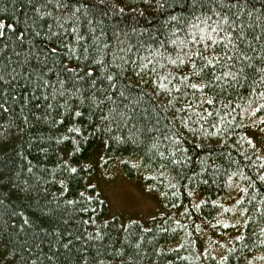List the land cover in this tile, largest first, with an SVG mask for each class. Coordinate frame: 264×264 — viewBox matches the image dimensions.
I'll return each mask as SVG.
<instances>
[{
	"label": "trees",
	"instance_id": "obj_1",
	"mask_svg": "<svg viewBox=\"0 0 264 264\" xmlns=\"http://www.w3.org/2000/svg\"><path fill=\"white\" fill-rule=\"evenodd\" d=\"M182 2L0 0V264H264V0ZM113 163L152 218L112 210Z\"/></svg>",
	"mask_w": 264,
	"mask_h": 264
},
{
	"label": "rangeland",
	"instance_id": "obj_2",
	"mask_svg": "<svg viewBox=\"0 0 264 264\" xmlns=\"http://www.w3.org/2000/svg\"><path fill=\"white\" fill-rule=\"evenodd\" d=\"M99 177L101 189L114 212L123 217L138 216L144 220L155 215L157 201L144 193L137 182L125 179L116 164L110 165Z\"/></svg>",
	"mask_w": 264,
	"mask_h": 264
},
{
	"label": "snow or ice",
	"instance_id": "obj_3",
	"mask_svg": "<svg viewBox=\"0 0 264 264\" xmlns=\"http://www.w3.org/2000/svg\"><path fill=\"white\" fill-rule=\"evenodd\" d=\"M101 2H103V0H101ZM202 2H203V0H186V2H182L181 3V6L183 8L195 9L197 7V5L201 4ZM121 11H123V9H121ZM216 15H220V14L216 13ZM172 19H175V17H172ZM194 19L197 20V23H200L198 17H194ZM206 19H210V17H206ZM226 20H227V16H223V17H221V20L216 22V24L217 25H222ZM190 27H195V26L194 25H190ZM200 31L202 32L203 30H200ZM213 31H223L225 33V35L220 37L219 40H217V39L213 38L211 34H208L207 38L211 41V44L206 45L205 51H207V48L211 47L212 45H217L219 47L220 44L227 39V37L232 35L231 32H229L226 28H222V27L214 28ZM0 35H3V33H0ZM204 39H205L204 35H201L200 40L199 41H195V43H202ZM171 43L175 44L176 41L172 40ZM230 43H231V41L228 40L227 43H224V47L227 48L228 44H230ZM181 46H185L186 47L184 41H181ZM52 52L55 53L56 49L52 48ZM216 55H219V54L216 53ZM181 57H183V58H181ZM192 57L198 58L202 63L200 65H197L196 64V60L192 59ZM168 63H170L172 65H176V66L184 65L186 71H190L192 73V75H194V76H199L200 73L203 72L204 68L209 67V66L217 63V61L215 60L214 56H205L203 53H201L199 51H196V52L189 51V52H181V53H179L175 59L168 60ZM189 64L192 65L191 69H188V67H187ZM141 67L142 68L146 67V65H141ZM66 70H70V69H67V67H66ZM87 73H88L89 76H91L92 69L88 68L87 69ZM228 74H230V73H225V75H228ZM182 76H183V80L184 81L188 80V76L183 75V74H182ZM0 79H3V78L0 77ZM106 79L108 81H112L113 80V76L108 75L106 77ZM112 87H115V85L112 84ZM166 87H167L166 85L160 84V88L161 89H166ZM190 87H192L193 89H199V88L204 87V84L201 83V82L192 83L190 85ZM74 130L75 131H79V129H74ZM78 151H80L79 147H73V152H78ZM97 158L100 161L104 160V157L99 156L98 154H97ZM88 166L89 165H86V164H81L80 165L81 169L87 168ZM67 169L71 173H76L77 172V167H73V166H71V164L67 165ZM88 187H93V185L89 184ZM68 203H72V201H68ZM26 222L27 221H25V223Z\"/></svg>",
	"mask_w": 264,
	"mask_h": 264
}]
</instances>
